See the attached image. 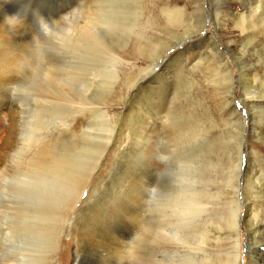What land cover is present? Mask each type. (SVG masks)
I'll list each match as a JSON object with an SVG mask.
<instances>
[{"label":"rangeland","instance_id":"obj_1","mask_svg":"<svg viewBox=\"0 0 264 264\" xmlns=\"http://www.w3.org/2000/svg\"><path fill=\"white\" fill-rule=\"evenodd\" d=\"M78 2L79 0H0V118L2 117L1 124L4 123L5 128V134L0 137V164L4 162L2 159L7 156L5 151L12 143L10 126H15L18 118L26 124H21L22 127H27V124L31 128L32 125H38L46 135L49 132L48 135H58V149L69 148L72 153L75 152L76 145L71 143V133L64 132V125L74 120L71 126L75 138L79 135L78 138L86 143L82 146L85 151H94L84 171L86 176L96 168L95 160L99 154L104 153L101 163L89 179L91 193L86 189L77 203L75 193L64 196L60 208L58 206L55 231L48 237L45 236V240H40L45 243L43 255H40L43 261L36 263L37 258L31 253L32 257H25L22 264H72L73 257L81 250L85 253V261L89 263V256L95 254L96 246L92 244L87 250L80 249L81 233L96 232L102 222L107 228L118 219H121L122 225L120 232L124 233L116 246L105 247L110 258L113 257V264H157L156 262L161 260L158 254L162 253L167 258L165 263L160 261L158 264H177V261L179 264H230L234 260L237 245L236 231L232 227V215L237 210L240 211L237 226L239 264H255L256 256L253 252L264 259V112L253 108L251 100L243 98L249 96V93L264 95V0H203V9L207 16L206 27L195 35L190 44L182 43L185 30L181 28L187 27L189 23L180 16V22L174 24L176 28H170L165 12L169 9L174 11L176 5L182 9L186 5L191 9L192 2L174 0L173 5H170L171 0H136L138 10L131 12L139 24L136 35H145L146 40L140 41L134 33L132 37H124L127 47L123 49L122 46V50L118 48V56L120 55L122 62L115 65L118 73L116 78H111L110 71L115 67L112 68L107 62L109 58L104 53L110 39L115 40L114 35H109L101 24L93 23L89 27V9L84 5L81 8L76 7ZM113 2L99 0L93 1L96 4L90 3L88 6L91 7L92 4L101 8H112L117 3ZM66 6L73 9L72 16L75 18L58 20L56 12ZM254 8H259L257 14L251 12ZM213 10L218 21L209 17ZM27 14L33 15L23 27L22 18ZM252 14L259 17V20H254ZM248 23L255 29L253 28L254 32L245 34V40L242 41L240 33ZM18 29L23 31L18 32ZM164 31L169 34H164ZM95 35L103 37L104 46L98 45L97 39H93ZM209 37L213 38L215 47L221 55L223 54V58L218 59L209 53ZM177 39L180 43L176 44L179 46L167 53V64L161 69L159 76H149L150 87L146 90L147 96L150 95L156 107L163 106V99L178 86L173 78L179 80L181 75L174 74L175 69H179L181 64L185 65L183 74L186 77V94L183 96V104L180 105L182 108L178 107L176 111L177 116L182 114L185 120L194 121L193 127L186 130L190 139L198 141L201 130L210 128L212 124L232 122L234 125V116L229 115V105L239 118H242L244 132H238L233 125H229V129L233 130L232 139L227 136L216 137L207 142L199 141L200 143L188 146L186 153H182L178 148L181 142L177 141L173 131L176 124H169L167 118L161 116L164 127L149 131L150 143L145 148V156L140 155V140L123 143V136L114 135V139H111L115 130L114 114L111 110L108 119L97 116V113L101 108L108 107L109 110L122 105L121 97L138 78V70L140 74L141 69L150 62L149 54L154 50L158 52L161 43L175 42ZM221 60L225 66L224 70L227 71L218 73V62ZM230 81L234 89L229 85ZM94 83H99V87ZM60 90L61 93H58ZM99 95L105 96L101 104ZM73 96H77L80 106L84 104L86 109L90 106L87 111L97 110L94 112L96 116L90 118V113L85 112L82 107L75 110L74 105H68L65 100H73ZM62 97L65 100L61 99ZM129 109L123 111L125 115H130ZM11 120L15 121L10 124ZM92 121L98 127L85 129ZM223 129L225 126L222 131ZM105 146L111 149L105 151ZM122 151L125 156L115 168ZM190 151L194 153V157L192 161H187V156L191 155ZM26 155L21 156L23 161L27 160L28 154ZM137 159L145 161L159 174H153L154 187L145 193L146 202L142 208L145 209L144 221L140 225L136 223V215L128 216V213L140 211L135 198L136 186L133 188V184L137 185L138 182ZM21 162L18 168L24 166L25 162ZM248 172L254 178V184L245 190V175ZM109 173L112 175L109 176ZM145 175L144 179L149 176L148 173ZM175 191L179 195L185 194V197L182 196L184 200H193V197L197 199L189 204L194 203L193 211L190 210L189 213L186 209L188 213L186 212L183 218H187L186 220L178 223V227L174 229L173 223L170 224L173 235L167 233L169 238L160 239L158 231L167 226L163 214L167 216L171 211L169 206L172 202L166 199ZM126 192L133 196L130 198ZM92 196L97 198L96 206L99 211L84 219L87 214L83 215L84 211H79V208L93 198ZM122 198H127L128 202L122 204ZM3 200L0 198V201ZM120 204L124 210L127 209L121 216ZM184 205L186 206L185 203ZM115 216L120 217L114 219ZM107 219L112 220L111 223ZM111 231L114 233L116 230ZM252 231L255 232L254 239ZM113 235L118 236L117 233ZM4 236L5 226L0 224V264H11L10 259H7L10 251L1 240ZM54 240H58V247L55 249ZM252 240H257V245L253 246ZM170 246L177 247V250L169 252L166 247ZM160 248L167 250L162 252ZM159 250L162 253H159Z\"/></svg>","mask_w":264,"mask_h":264},{"label":"bare ground","instance_id":"obj_2","mask_svg":"<svg viewBox=\"0 0 264 264\" xmlns=\"http://www.w3.org/2000/svg\"><path fill=\"white\" fill-rule=\"evenodd\" d=\"M93 1L98 2L99 0H79L78 4H76V7L81 8L82 5H84L86 8L89 9V18H90V23H91L89 27H91V25H93V23L101 24V25L105 26L109 35H114L115 40L110 39L106 50H104V53L109 58L107 60V62L109 64H111L112 68H113V66L115 67L116 64H120L122 62L121 58H119L120 55L118 56V54H119L118 48L121 49V47L123 46L122 48L124 49V47L125 48L127 47L124 44V39H125L124 37H126V36L132 37L131 35L133 33L136 35V31L139 28L138 20L132 14L133 13L132 10H134V9L138 10V5H136L137 4L136 0H113L114 2H117V3H115V5L112 8H110L109 6L108 7L104 6V8L103 7L101 8V7H98L97 5L93 6L92 4H91V7H89L88 5L90 3H93ZM189 1L192 2V4H193L191 9H188V7L186 5L183 6V9L180 8L178 5H176L177 7L176 8L174 7L175 8L174 11L169 9L167 12H165L166 19L168 20V23L171 26L170 28H176L174 24L176 22H180V18H179L180 16L182 19H184L186 22L189 23V25L187 27L181 26V28L185 30V34L182 37V40H184V42H182V43L187 42V44L192 43L193 42L192 39L195 37V35L205 29L206 22H207L206 21L207 16H206V13L203 9V0H189ZM172 2H174V0H171L170 5H173ZM93 4H96V3H93ZM257 10H259V8H257V9L254 8L251 10V12H256L254 14H257ZM263 10H264V8H263ZM137 13H139V12L137 11ZM72 14H73V9L71 10L69 7L66 6L63 8H59V10L56 12L55 16L58 18V20H70V19L75 18L72 16ZM32 15L27 14L25 16V18H22V23H21V21H20V23L23 25V27L29 23V21L32 18ZM39 16H41V15H39ZM209 17L211 19H215L216 21H218L214 10H213V13H211V15ZM176 18H179V19H176ZM253 19L259 20V17L253 15ZM142 22H140V24ZM22 25H21V28H22ZM253 28H254L253 25L249 26V23L246 24L245 29L240 33L242 36V41L245 40V34L248 35L250 31L254 32ZM19 31L22 32L23 29H22V31L20 29H18V32ZM95 33H97V29H95ZM140 33H142V32H140ZM137 34H139V33H137ZM142 34H144V33H142ZM148 34H150V33H148ZM164 34L168 35L169 32L164 31ZM136 37L139 38L140 41L146 40L145 35H143V36L142 35H136ZM148 37H149V35H148ZM93 39H97L98 45L104 46L103 37H100V36L97 37V35H95V37H93ZM178 40L179 39H177L175 42H168L166 44L161 43L159 45L160 49L158 50V52H157V50H154L152 53L149 54L148 59L150 60V62L148 61L147 62L148 65L146 67H144V69H141L140 74H139V70H138V78L133 81L129 90H126L125 95L121 97V100L123 101L122 105H119L118 108H113V109L109 108V110H108V107H106L105 109L101 108L97 113V116H102V117L104 116L106 119H108L107 116H108L109 111L111 110L114 114L113 119L115 120V125L113 127L115 130L112 134L111 139L112 138L114 139L115 136H123V143L131 142V141H135V140L137 141V139H138V141L140 140L139 144H138L139 148L141 149L140 152H142L140 155H144L145 148L148 145V143H150V139L148 136L149 131L154 130L156 127H164V125L161 123L162 122L161 116H165L167 118L169 124H171V125L176 124V127L175 128L173 127V131L176 134L177 141L179 140L181 142V144L178 146V148L182 151V153L183 152L186 153V150H187L186 148L188 146L190 147L193 144L200 143L199 141L207 142L208 140L209 141L214 140L216 137L224 138L227 136L231 137V139L233 138V134H232L233 130L229 129V127H230L229 125H231V126L233 125L232 122H227L226 124H223V123L212 124L210 126V128L208 127L207 129L201 130V133L198 135V141H196V140L194 141L193 139H190V137L187 135L188 133H186L187 132L186 130L192 126V123H194V121L193 120H190V121L185 120V117L182 114H179L180 117L177 116V111H176V109L178 107H179V109L182 108L180 105L183 104V101H184L183 96L186 94V87H185V83H184V81H186V77H185V74H183V69L186 68L185 65L181 64V66H179V69H177V68L175 69L176 73L174 72V74L181 75L179 80L173 78V81H175V83H178V86H176V88L173 89V92L171 94H168L166 96V99H163V102H164L163 106H161V107L157 106L156 107V103L151 99L150 95L147 96L146 90L148 89V87H150L149 76L153 75L154 78L159 76L161 69L167 64V60H168V59H166L167 53L170 50H174L177 48V46H179L176 44L177 42H179ZM207 42L209 44V48H208L209 53L210 54L212 53L211 55H213V56H217L218 59L223 58L222 57L223 54L221 55V53L218 52V48L215 47V42H214L213 38L209 37L207 39ZM127 49H129V48H127ZM238 62H240V61H237V63ZM243 64H244V62H243ZM218 65H219V68L217 69L218 73L222 70L224 72L227 71V69L224 70L225 66L223 65L222 60L218 62ZM110 74H111V78H112V76H114V78H116V76L118 74L116 67L110 71ZM71 77H72V74H71ZM245 77H246V75H245ZM245 77H243V78H245ZM94 85L99 87V83H98V85L96 83H94ZM229 85H231V87L234 89V85L232 84V81H230ZM233 89L230 90L231 96L233 95ZM77 91H79V90H77ZM135 92H137V94H135ZM58 93H61V90ZM66 93H68V92H66ZM76 97L77 96H75V97L73 96V100H65L64 97H62L61 99H64L66 101V103H68V105H70V106L74 105L75 110H78L82 107L84 110H86L85 112L90 113L89 114L91 116L90 118L96 116V114L94 112L97 110L87 111V109H90V106L87 109L85 108L86 106L84 107L83 106L84 104H82V103H81L82 106H80L79 101L76 99ZM87 98H89V97H87ZM98 98H100L99 102L101 104L102 99L103 98L105 99V96L99 95ZM243 98H247L248 100H251L250 102L253 105L252 106L253 108H255L257 110H261L264 112V95L263 94L261 96L260 95L257 96L255 94L253 95L252 93H249V96H245ZM68 99H69V97H68ZM58 101H62V100H58ZM97 102H98V100H97ZM177 102L179 103V105H177ZM58 106H59V104H58ZM230 106L231 105H229V107H228V109L229 108L231 109V110L229 109L230 110L229 115L234 116L233 118L235 120V123L233 126L235 127L236 130H238V132L240 131L243 133L245 127H244V124L242 122V118L241 117L239 118L236 111L234 109H232V107H230ZM67 107H69V106H67ZM128 108H130L129 109L130 115H128V114L125 115L123 111L124 110L127 111ZM21 111H19V112H21ZM61 111H63V110H61ZM18 114L21 115L20 113H18ZM22 114H23V112H22ZM72 115H75V114H72ZM1 120H2V117L0 118V137H1V135H3L4 129H5V128H3V125H4L3 122H5V121L2 122L3 123V125H2ZM21 120H22V118H21ZM14 121L11 120L10 124H11V122H14ZM73 121L74 120L69 122V124L64 125V132L67 131L69 134L71 133L70 134L71 139H72L71 143H74L76 145L75 152H73V153L70 151L69 148L67 150L60 149V148L58 149V135H55V134L48 135L50 132L46 135V133L43 132V129L41 127H39L38 125L37 126L32 125V128H31V126H29L27 124V127H22V125L25 126L26 124H23L18 118L17 122L15 123V126L14 125L10 126L11 129H9V132H10V140L12 141V143H11L10 147L5 151L7 156H5V159H2V160H4V162H2L0 164V198L4 199L3 201H0V224H2V226H5L6 236H4V238H2L1 240H3L4 243L6 244L7 250L10 251V254L7 255V259H10L11 264H22L25 257H32L31 253H33L36 256V258H37L36 263H41L40 261H43V260H41L42 257L40 255L42 254L43 250H45V243H41L40 240H45L48 237V235H50L51 233H53L55 231V223H56V221H58V206L60 208V206H61L60 204H61L64 196H69V195H72L73 193H75V202L77 203L79 200L82 199L81 197L85 193L86 189H88L89 193H91V191H90V184L91 183H89V179L93 176L95 169L101 163V160L104 157V153L101 152L99 154V156L95 160V167L96 168L92 170V172L89 176H86V174H84V171L87 169V166H86L87 162L90 159V157L94 154V151L93 150L85 151V148H82V146L85 145L86 143H84L80 138H78L79 135H76L77 139L75 138V136H74L75 134L72 131V126H73L72 122ZM39 124H41V123L39 122ZM51 124H52V122H51ZM53 126H51V127H53ZM224 126H225V129H223V131H222V128ZM12 127H14V128H12ZM92 127L95 128V127H98V125L92 121V124L90 126H86L85 129L90 128V130H92L93 129ZM47 128H48V126H47ZM52 131H53V129H52ZM56 131H58V130H56ZM198 131H200V130H198ZM204 131H207V132H204ZM59 133H61V132H59ZM87 134H86V136H87ZM113 135H114V137H113ZM62 136H61V138H62ZM65 136L66 135H64V137ZM68 138H69V135H68ZM49 141H52V142H49ZM66 141H69V140H66ZM89 149H91V148H89ZM109 149H111V148H109ZM109 149H108V146H105V151H107ZM103 152H104V150H103ZM76 153H77V155H76ZM26 154H28V158L26 161L25 160L23 161V159H21V156L23 157ZM140 155H139V157H141ZM124 156L125 155L123 154V151L119 153V162H117V164L115 165V168L119 165V163L121 162V159ZM192 157H194L193 152H191L190 156H187L186 160L192 161ZM3 158H4V155H3ZM139 159H141V158H139ZM139 159H137V162H139V163H137L139 172H138V175L136 174L138 176V178H137L138 182H137V185L133 184V188H134V186H136V189H135V192H136L135 195L136 196L135 195L134 196L136 198L137 207L140 208V211L137 210L136 211L137 213H134V212L128 213V216L136 215L135 216V218L137 217L136 223H139V225H140V223L144 221V219H143L144 213L143 212L145 209L142 210V208H143V203L146 202L145 193L148 192L149 189L154 187V177L155 176L153 174H155L157 176L158 173L155 171V169L152 166L146 164L145 161H143V160L140 161ZM20 162L21 163L25 162L24 166L22 165L23 166L22 168L21 167L18 168L19 167L18 165L20 164ZM20 166H21V164H20ZM146 173H148L149 176L146 177V179H144V177L146 176L145 175ZM110 175H112V173H109V176ZM134 178H135V175H134ZM245 178H246L245 179L246 180V184H245L246 189L245 190H247V189H249V187L251 186L252 183L254 184V178L249 175V172L246 173ZM181 181L179 183H181ZM184 181L185 180H183V182ZM132 182H134V181H132ZM161 183H162V181H161ZM135 184H136V182H135ZM127 189H128V187H127ZM129 189H130V187H129ZM132 190H134V189H132ZM191 192H193V191H191ZM120 193H121V191H120ZM122 193H124V192H122ZM121 195H120V198L122 197ZM183 195H185V194H183ZM183 195H179L178 192L175 191L172 195H169L170 197H168V198L166 197L167 198L166 201L171 200L172 204H170V206H169V209L171 210L169 212V214L167 216H165L163 214V217L166 220L167 226L165 229H161L160 231H158L159 232L158 236H160V239L169 238L166 235L167 233L173 235V229L175 227H178V223L187 219V218L183 219L186 212H187L186 209L190 213V210H192V208H194V203L191 205H189V204L191 201H195L197 198L195 199L193 197V200L192 199L189 200V198L187 197L188 200H184L183 197H185V196H183ZM132 196H133V194H132ZM132 196L130 193L129 197L131 198ZM122 199H123L121 202L122 204H125L128 202L127 198H125V199L122 198ZM183 200H184V202H183ZM166 201H165V203H166ZM119 202H120V200H119ZM130 202H131V200H130ZM97 203H98L97 198L94 196L89 201H86L82 204L81 208H79V211L80 210L84 211V213L82 212L83 215L87 214L84 216V219H87V217H89V216L91 217V216H94L95 214H97V212L99 211V210H97V206H96ZM184 203L186 204V206L184 205ZM134 205H136V204H134ZM187 205H189V206H187ZM94 206L96 207L95 209H94ZM119 206H120V208L119 207L118 208H119L120 212L119 211L118 212L120 213V216H121L123 214V212L126 211L127 209L124 210V208L121 206V204ZM146 206H147V204H146ZM146 206H145V208H146ZM166 209H168V208H166ZM194 211H196V210H194ZM239 213H240V211L237 210V211H235L234 215H232V218H233L232 227L236 231L235 242H237V245L235 248L236 252L233 256L234 260L231 261L230 264H239V260H240L239 234L237 232V226H238V222H239V220H238ZM120 216H118V217L115 216L114 219H118ZM145 218H146V216H145ZM107 220H106V222H107ZM108 221H109V223H111L112 220H108ZM120 221H121V219H118V221H113V223L108 225L107 228H105L103 226L104 222H102V226H100V228L96 232H83V233H81L82 238H81V240H79L80 249L87 250L93 244L96 246V249L94 251L95 254L89 256V263H87L85 261V253L83 250H81L78 255L73 257L72 264H113L112 261H114V260H111V258L113 259V257L110 258V255L107 254L105 247H107L108 245H110L111 247L116 246L118 243V240L122 237L124 232L122 234L120 232V229L122 227ZM175 221H176V223H175ZM48 222H50V223H48ZM171 223H173V229L170 227ZM109 226H113V227H109ZM149 226H151V225H149ZM160 226H161V224H160ZM83 227H84V224H83ZM80 228H79V230H80ZM169 228H171L172 230L170 231ZM81 229H83V228H81ZM111 229H115L116 231L114 233H117L118 236L113 235L114 233H113V231H111ZM153 230L154 229L152 228V231ZM152 234H153V232H152ZM254 234H255V232L252 231L253 239L255 238ZM45 236H47V237H45ZM28 238L30 240H28ZM56 239H57V236H56ZM252 242H253V246L257 245V243H258L257 240H252ZM0 247H2V246H0ZM56 247H58V240H54V249ZM166 248L171 253L173 251L177 250V247H175V246L174 247L170 246V247H166ZM166 248H164L163 250L164 251L167 250ZM163 250H162V252H163ZM162 252L160 251L159 253H162ZM158 255H159L158 257H161V260H158V262L164 261L165 258H167V256H165L163 253L158 254ZM253 255L256 256L255 260H254L255 264L264 263V261H263L264 259L262 258V256H260L259 254H255L254 252H253ZM156 259H157V257H156ZM154 261L156 262V260H154ZM31 262H33V260H31ZM151 262H152V260H151ZM158 262H156V263L158 264ZM177 262H178L177 264H179V261H177ZM164 263H165V261H164ZM142 264H143V262H142ZM151 264H153V263H151ZM159 264H161V263H159Z\"/></svg>","mask_w":264,"mask_h":264}]
</instances>
